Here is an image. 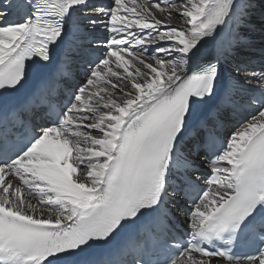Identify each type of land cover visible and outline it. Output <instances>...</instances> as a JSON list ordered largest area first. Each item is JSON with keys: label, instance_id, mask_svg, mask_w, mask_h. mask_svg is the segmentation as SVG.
<instances>
[{"label": "snow or ice", "instance_id": "obj_1", "mask_svg": "<svg viewBox=\"0 0 264 264\" xmlns=\"http://www.w3.org/2000/svg\"><path fill=\"white\" fill-rule=\"evenodd\" d=\"M254 7L0 0V264H264V67L223 39ZM212 101L253 111L221 141Z\"/></svg>", "mask_w": 264, "mask_h": 264}, {"label": "bare ground", "instance_id": "obj_2", "mask_svg": "<svg viewBox=\"0 0 264 264\" xmlns=\"http://www.w3.org/2000/svg\"><path fill=\"white\" fill-rule=\"evenodd\" d=\"M97 2L100 3V4H108V3H110V0H97ZM138 2H140V0H138ZM177 2H179V0H177ZM254 3H255L256 5H258V6H260L261 3H262V5H264V0H262L261 3H259V1H257V0H254ZM173 23H178V24H180L181 26H183V24H184L183 20H180L179 18H177L175 21H173ZM255 23H256V24H257V23H264V18H262L261 21H259V20L255 19V17L252 15V16H250L249 22H248V23H244V24L239 23V21H238V19H237L236 21H234V23H233V25H232V29H231V31L228 30V29L225 30V32L223 33V39H224V40H230V39H234V38H236L237 36H239V38H241V40H242L243 38H246V37H249V36H252L253 38H255V35H259V36L262 35L263 38H264V30H263V32H262V30H261V29H262L261 26H260L259 28L254 27ZM237 24H238V26H241V27H239L238 29H237ZM260 28H261V29H260ZM251 29H252L254 32H256V33L253 32L254 34H250ZM243 30H245V31H243ZM246 30H247V31H246ZM244 32H246V33H244ZM96 35H97L98 37H100V40L98 41L99 44H102V43H105V42H106V41L104 40V36H106L107 34L104 33L103 30H102L100 33H97ZM256 40H257V39H256ZM263 42H264V41H263ZM94 51L97 52L98 55H100V58H103V57L105 56V49H104L103 47H99V46H98ZM149 51H151V48H149ZM244 51H245V50H244ZM239 52H240V51H239ZM252 52H253L252 49H250V50H249V53L251 54ZM254 54L257 55V57H258L259 59H264V51H256ZM100 58H99V59H100ZM254 58H255V56H254ZM113 59H114V58H113ZM75 60H76L77 62H81V64H82V68H87V65H86L85 60H83V59H79V58H77V59H75ZM249 61H250V60H242L238 55H235V56L232 58L231 62L225 65V68H226V69H227V68H231V67H233L235 64L239 63L242 67H245L248 71H251L252 69H250L249 66L252 65V64H251ZM72 64H73V63H72ZM72 67H73V66L71 65V68H72ZM256 67H257V66H256ZM262 67H264L263 64H261V66H259V70H260ZM255 69H256V68H255ZM81 75L84 76V73H81ZM83 79H85V77H83ZM83 81H84V80L79 81L78 83L81 84ZM244 95H245V99H246V97H247V93H245ZM216 104H217L216 101H212V102H210V106H209V109H210V110H213V113H214V114L219 113V110H220L221 108H223V107H221V108H217V107L213 108V105H216ZM245 105H247V104L245 103ZM229 119H230V120L233 119V116H229ZM240 125H241V123L238 124V125H234V124H232V126H234V128H233L232 130L236 131V130L240 127ZM85 130H86V131H91L93 134H96V130H91V129H85Z\"/></svg>", "mask_w": 264, "mask_h": 264}, {"label": "rangeland", "instance_id": "obj_3", "mask_svg": "<svg viewBox=\"0 0 264 264\" xmlns=\"http://www.w3.org/2000/svg\"><path fill=\"white\" fill-rule=\"evenodd\" d=\"M257 1H259V3L262 2V0H257ZM252 15L255 17V19L261 21V19L264 18V5H262V3L260 6L255 4V7L251 11V16ZM260 26L262 28V29L261 28L260 29L263 32L264 23H257V24L255 23V25H254V27H257V28H259ZM239 27H241V26H238V24H237V29ZM243 31H245V30H243ZM253 32L254 31L251 29L250 34L256 33V32H254V33ZM244 33H246V32H244ZM242 41H243V43L241 44V47L239 49L240 52L238 51V53L236 55H238L242 60H250L249 62L252 65H250L249 68L252 70L256 68L255 70L258 71L259 66H261V64H263L264 59H259L257 57V55H255L254 53L256 51H264V42H263L264 38H263V36L262 35H260V36L255 35V38H253L252 36H249V37L243 38ZM250 49H252V51H253L251 54L249 53ZM254 56H255V58H254Z\"/></svg>", "mask_w": 264, "mask_h": 264}]
</instances>
